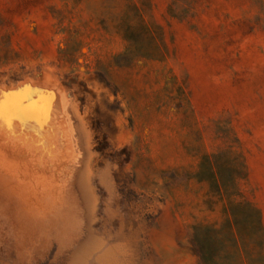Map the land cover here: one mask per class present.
Instances as JSON below:
<instances>
[{
  "label": "rangeland",
  "instance_id": "374dc122",
  "mask_svg": "<svg viewBox=\"0 0 264 264\" xmlns=\"http://www.w3.org/2000/svg\"><path fill=\"white\" fill-rule=\"evenodd\" d=\"M220 149L264 228V0H0V264H202Z\"/></svg>",
  "mask_w": 264,
  "mask_h": 264
},
{
  "label": "trees",
  "instance_id": "16d2710c",
  "mask_svg": "<svg viewBox=\"0 0 264 264\" xmlns=\"http://www.w3.org/2000/svg\"><path fill=\"white\" fill-rule=\"evenodd\" d=\"M245 164L231 149L201 156L194 178L207 181L211 195L223 201L225 218L219 227L194 226L192 243L202 264H256L264 251L259 210L242 197L239 180Z\"/></svg>",
  "mask_w": 264,
  "mask_h": 264
}]
</instances>
